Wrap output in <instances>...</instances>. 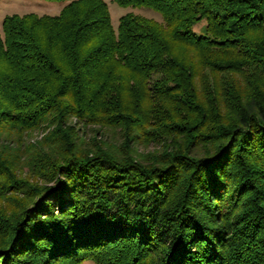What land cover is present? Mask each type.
<instances>
[{
    "label": "trees",
    "instance_id": "obj_1",
    "mask_svg": "<svg viewBox=\"0 0 264 264\" xmlns=\"http://www.w3.org/2000/svg\"><path fill=\"white\" fill-rule=\"evenodd\" d=\"M47 1L0 28V134L46 130L0 159V264H264V0Z\"/></svg>",
    "mask_w": 264,
    "mask_h": 264
},
{
    "label": "rangeland",
    "instance_id": "obj_2",
    "mask_svg": "<svg viewBox=\"0 0 264 264\" xmlns=\"http://www.w3.org/2000/svg\"><path fill=\"white\" fill-rule=\"evenodd\" d=\"M107 5L110 12L111 17V23L116 28L118 24V20L121 15L127 13V12H133L138 13L141 15H144L146 17L154 18L158 21H161L160 14L150 10V9H144V8H133V7H121L112 0H104ZM66 2H51L47 0H0V28L1 23L4 18V16L17 13V14H23L28 12H34L39 15L41 14H57L59 10L62 8V6ZM205 24V22L202 20L198 24L194 25V30L199 31L201 27ZM191 57V64L194 71V77H193V83L197 90H201V80L200 76L205 74L206 79L209 81L214 80V74L213 71H210L208 69H201L198 65L196 55H190ZM217 77V76H216ZM235 79H239V76L237 75ZM86 122V121H85ZM69 125L71 127L70 133L73 134L72 136H80L85 140L86 145L92 146L91 144L95 143V145H102L105 146L107 144H111L113 139V133H115L114 129H103L102 127H98V125H93L89 123H84V121H78L77 117H71L69 120ZM102 128V129H101ZM73 130V131H72ZM46 130H24L21 133H18L15 130L8 131L7 129H4V132H2L1 138H0V159H5L6 157L11 160L14 156V154H18L22 157L21 154L24 153V146L27 144H33L35 141L39 140L43 134H45ZM114 131V132H113ZM109 141V142H107ZM97 143V144H96ZM107 147V146H105ZM138 151L141 150H153L157 148V145L155 143H150L147 147L141 146L140 144L137 145ZM17 152V153H16ZM23 152V153H22ZM7 159V162H8ZM2 161V160H1ZM12 161V160H11ZM15 165L17 169L22 164L21 160H16ZM20 164V165H19ZM27 167H24L22 169L23 173L19 172L16 173L18 178L21 176L29 175V171L27 172ZM10 179L6 177L4 174H0V208L2 210H12L11 208L14 207L15 201L18 199H23V191L25 190H15L12 188L13 184H10ZM13 189V190H12ZM7 199V200H6ZM82 264H95L93 260L86 259L82 262Z\"/></svg>",
    "mask_w": 264,
    "mask_h": 264
}]
</instances>
